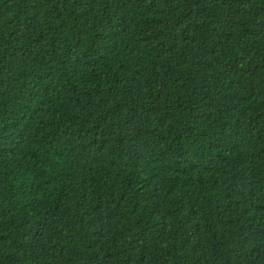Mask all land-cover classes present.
<instances>
[{
  "label": "trees",
  "instance_id": "16d2710c",
  "mask_svg": "<svg viewBox=\"0 0 264 264\" xmlns=\"http://www.w3.org/2000/svg\"><path fill=\"white\" fill-rule=\"evenodd\" d=\"M0 264H264V0H0Z\"/></svg>",
  "mask_w": 264,
  "mask_h": 264
}]
</instances>
